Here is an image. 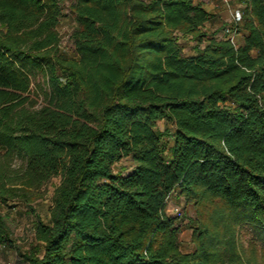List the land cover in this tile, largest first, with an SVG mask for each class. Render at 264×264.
<instances>
[{
  "label": "trees",
  "instance_id": "obj_1",
  "mask_svg": "<svg viewBox=\"0 0 264 264\" xmlns=\"http://www.w3.org/2000/svg\"><path fill=\"white\" fill-rule=\"evenodd\" d=\"M243 1L237 42L197 0H69L68 55L62 0H0V245L2 205L59 176L21 264H264V0ZM175 189L197 210L189 252Z\"/></svg>",
  "mask_w": 264,
  "mask_h": 264
},
{
  "label": "rangeland",
  "instance_id": "obj_2",
  "mask_svg": "<svg viewBox=\"0 0 264 264\" xmlns=\"http://www.w3.org/2000/svg\"><path fill=\"white\" fill-rule=\"evenodd\" d=\"M205 3L208 9L209 18L204 24V30L210 35L215 33L217 37L230 36L236 38L238 32H233L229 28L234 19L239 18L240 10L244 6L243 0H197ZM63 15L58 23L60 35V48L68 55H73V44L69 38L71 30L76 26V20L68 9L69 0H62ZM227 27L229 31H227ZM179 45L183 53L187 54L194 50L196 41L188 38L179 37ZM157 128L165 131L171 128V125L165 120L157 122ZM168 144L171 138L164 136ZM117 170L128 171L131 169L130 157H123L115 164ZM60 177H52L41 187V196L27 205L18 200H10L2 205V210L8 214V222L11 228V238L14 241V247L0 245V264H21L19 252L27 251L31 246L38 242L34 238L33 222L36 218L43 221L49 219V208L52 203L54 188L59 183ZM168 214L176 217L178 226V241L183 251L189 252L195 248L193 242V219L197 216V210L193 204L185 202L183 195H180L177 189L173 190L168 196L165 204ZM249 238H251L250 228L247 225L238 229V241L240 247H247Z\"/></svg>",
  "mask_w": 264,
  "mask_h": 264
},
{
  "label": "crops",
  "instance_id": "obj_3",
  "mask_svg": "<svg viewBox=\"0 0 264 264\" xmlns=\"http://www.w3.org/2000/svg\"><path fill=\"white\" fill-rule=\"evenodd\" d=\"M201 2V1H200ZM203 4V6L205 7V3L201 2ZM206 8V7H205ZM207 9V8H206ZM208 10V9H207ZM230 37V36H227ZM234 39V38H233ZM242 39V32H238V34L236 35V38L234 39L237 42H240Z\"/></svg>",
  "mask_w": 264,
  "mask_h": 264
},
{
  "label": "built area",
  "instance_id": "obj_4",
  "mask_svg": "<svg viewBox=\"0 0 264 264\" xmlns=\"http://www.w3.org/2000/svg\"><path fill=\"white\" fill-rule=\"evenodd\" d=\"M226 30H227V31H229V29H228V28H227ZM231 38H232V37H231Z\"/></svg>",
  "mask_w": 264,
  "mask_h": 264
}]
</instances>
